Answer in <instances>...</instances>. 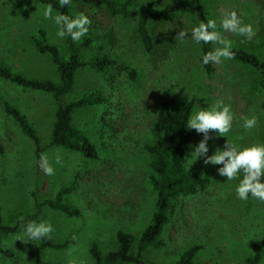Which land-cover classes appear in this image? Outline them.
<instances>
[{"label": "rangeland", "instance_id": "rangeland-1", "mask_svg": "<svg viewBox=\"0 0 264 264\" xmlns=\"http://www.w3.org/2000/svg\"><path fill=\"white\" fill-rule=\"evenodd\" d=\"M177 1L182 0H133L127 16L72 2L74 17L83 13L91 20L88 35L92 41L79 48V58L104 54L116 61L100 71L80 66L72 88L62 99L66 102L91 91L101 94L102 102L71 112L72 124L94 144L96 158L50 144L57 107L50 93L0 77V215L4 225L15 228L0 238V264H37L36 255L48 264H92L91 242L106 253L116 247L118 230L138 237L151 218L155 201L149 180L150 155L143 145L160 137L157 118L162 100L175 108L192 99L190 116L217 99L231 105L233 130L227 138L209 141V155L223 148L227 139L242 147L264 143V86L259 73L235 59L212 64V70L206 72L199 62L200 46L190 36L202 13L206 22L217 21V30L231 41L232 48L264 60V0H200L198 9L184 8L161 16L148 22L154 46L145 51L136 31L138 8L160 9ZM45 7L39 0H0V63L29 77L59 82L51 55L38 52L31 42L38 29H43L45 40L57 47L60 58L68 57L66 37L57 38L58 26L42 18ZM231 11L253 26L251 40L219 28L220 19ZM180 30L189 34L183 41L174 38ZM215 47L212 44V50ZM123 66L135 69L134 80L128 78ZM2 101L16 106L34 128L42 147L38 158L32 140L3 111ZM251 116L257 117L258 126L245 131L242 118ZM191 150L192 146H184L185 165L207 178L206 186L172 200L169 221L160 233L163 245L146 248L142 257L155 264H173L184 249L199 244L193 264H245L253 243L264 239V203L251 197L237 199L238 181H226L217 174L219 166H205L200 159L191 164ZM42 157L54 168V175L44 173ZM70 182L73 189L62 200L78 208V215L36 205L53 198ZM30 215L35 216L32 221L52 223V241L69 236L72 242L61 249L37 250L39 241L16 240L22 235L21 222ZM135 251L133 245L131 253ZM259 264H264V248Z\"/></svg>", "mask_w": 264, "mask_h": 264}, {"label": "trees", "instance_id": "trees-1", "mask_svg": "<svg viewBox=\"0 0 264 264\" xmlns=\"http://www.w3.org/2000/svg\"><path fill=\"white\" fill-rule=\"evenodd\" d=\"M44 5H51L57 13H62L74 17V12L70 6H61L59 0H39ZM133 0H72L95 7H104L112 15L127 16L129 5ZM200 0H182L169 4L163 8L155 9L141 6L137 10L138 18L136 22V31L145 51H151L153 37L148 30V22L161 16L176 12L184 8H199ZM200 22H205V16L199 13ZM59 27V26H58ZM92 38L86 35L79 42H72L70 37H66L68 47V57L63 60L59 56L55 45L45 40V32L38 29L37 34L31 38L35 49L40 53H49L52 62L55 64L59 82H53L48 79H38L26 76L20 72L12 70L9 66L0 63V77L19 85L23 88L40 90L50 93L57 104L55 111V121L51 129L50 144L61 146L70 150L78 151L87 158H96L97 151L94 144L86 135L77 129L71 122V112L74 108L84 105H94L102 102V96L98 92L91 91L82 94L76 99L64 102L63 97L70 91L74 84L76 70L82 65H88L91 68L100 71L115 64V59L102 54H96L86 60L80 59L78 50L80 47L88 46ZM199 62L206 72L212 70V63L204 65L202 57L212 51V44H200ZM235 53L234 59L243 64L254 68L260 75V83L264 86V60L257 58L254 54L232 48ZM130 80L136 78V71L130 66H123ZM3 111L10 116L19 126L20 131L29 137L34 144V155L38 158L42 152V147L36 132L26 116L14 105L7 101H2ZM193 100H184L177 107L172 108L167 100H162L158 106L157 124L160 131V137L152 143L143 145L145 151L150 155L149 166L152 173L149 176L150 184L155 191L154 208L151 218L137 238L126 231L118 230L116 232V247L112 250L102 253L95 242L89 245V252L92 257V264H118L120 262H131L134 264H155L142 257V252L148 248H158L163 245L160 233L163 226L169 221L168 210L171 202L179 195L193 194L197 190L206 186L207 178L201 176L194 170L185 165L184 146H193L199 142V136L202 134L196 131L188 130L185 125L190 118ZM73 189V183L70 182L58 189L53 198H44L37 201V206L45 205L51 209L59 210L68 216L78 215L79 210L72 204L64 202L63 196ZM32 195L35 197L34 193ZM34 215L26 217L23 222H29L34 219ZM14 227L4 225L0 215V238L13 233ZM72 242L69 236L63 241L54 242L50 240H41L37 244V250L43 248L61 249ZM135 246V253H131V247ZM264 248V239L253 243V252L245 259V264H259L262 258ZM200 249L199 244H193L184 249L179 255L177 261L173 264H193L192 260L196 252ZM37 264H48L42 261L38 255L35 257Z\"/></svg>", "mask_w": 264, "mask_h": 264}, {"label": "clouds", "instance_id": "clouds-1", "mask_svg": "<svg viewBox=\"0 0 264 264\" xmlns=\"http://www.w3.org/2000/svg\"><path fill=\"white\" fill-rule=\"evenodd\" d=\"M59 2L62 7L72 5V0H59ZM41 15L43 20L51 21L59 26L55 33L57 38L70 37L74 43L88 34L91 25L87 15L80 13L70 17L62 13L54 14L50 4L42 10ZM217 27L215 19H208L206 23L202 21L191 30L190 36L194 44L216 45L212 51L203 55L204 65L220 64L222 61L232 60L235 57L231 41L226 39ZM219 28L223 32L244 37L245 40H251L255 36L253 26L244 23L236 11L226 13L219 21ZM188 35L180 30L174 38L183 41ZM242 120L241 127L245 131L254 130L259 123L256 116L243 117ZM233 121L232 107L223 99H217L214 105L200 108L190 116L185 127L202 134V139L192 146L191 164L200 159L205 166H219L216 168L219 176L224 177L226 181H238L235 186L237 199L247 201L251 197L264 203V143H253L242 147L227 139L223 148H216L213 154L209 155V141L219 137L227 138V134L233 130ZM42 159L45 161L44 173L48 176L54 175V168L47 163V158L42 157ZM56 163H61L59 155L56 156ZM20 228L22 235L16 240L24 243L50 240L54 232L52 223L47 220L21 222Z\"/></svg>", "mask_w": 264, "mask_h": 264}]
</instances>
